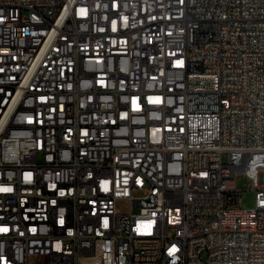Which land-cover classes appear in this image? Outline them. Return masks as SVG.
Masks as SVG:
<instances>
[{
	"label": "built area",
	"instance_id": "1",
	"mask_svg": "<svg viewBox=\"0 0 264 264\" xmlns=\"http://www.w3.org/2000/svg\"><path fill=\"white\" fill-rule=\"evenodd\" d=\"M0 229V264H264V0H0Z\"/></svg>",
	"mask_w": 264,
	"mask_h": 264
},
{
	"label": "rangeland",
	"instance_id": "2",
	"mask_svg": "<svg viewBox=\"0 0 264 264\" xmlns=\"http://www.w3.org/2000/svg\"><path fill=\"white\" fill-rule=\"evenodd\" d=\"M251 184V180L246 175H240L238 179L237 186L242 191V207L244 208H251L255 204V192L249 190V186Z\"/></svg>",
	"mask_w": 264,
	"mask_h": 264
},
{
	"label": "snow or ice",
	"instance_id": "3",
	"mask_svg": "<svg viewBox=\"0 0 264 264\" xmlns=\"http://www.w3.org/2000/svg\"><path fill=\"white\" fill-rule=\"evenodd\" d=\"M0 230L7 231V229H0ZM173 251H174V250H173Z\"/></svg>",
	"mask_w": 264,
	"mask_h": 264
}]
</instances>
